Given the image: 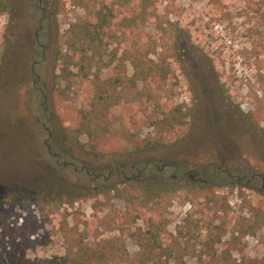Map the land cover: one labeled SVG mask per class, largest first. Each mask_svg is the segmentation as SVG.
<instances>
[{
  "label": "rangeland",
  "instance_id": "374dc122",
  "mask_svg": "<svg viewBox=\"0 0 264 264\" xmlns=\"http://www.w3.org/2000/svg\"><path fill=\"white\" fill-rule=\"evenodd\" d=\"M10 1L0 264H264V0H153L95 54L96 0Z\"/></svg>",
  "mask_w": 264,
  "mask_h": 264
},
{
  "label": "trees",
  "instance_id": "16d2710c",
  "mask_svg": "<svg viewBox=\"0 0 264 264\" xmlns=\"http://www.w3.org/2000/svg\"><path fill=\"white\" fill-rule=\"evenodd\" d=\"M99 2V11L97 14V20L95 23H88L78 27L77 36L84 43L91 45L93 47V54L97 51H100L101 48L104 47L110 40L119 36L122 38L124 42L128 45L134 41L133 45L136 46L137 41H135V31L139 27L140 24L147 23L148 19L151 16V8L154 4L153 0H96V3ZM13 9L12 2L10 0H0V14L6 12H10ZM178 34H183L184 31L177 28ZM12 52L8 51L6 54L3 63L1 64L2 68V76H7L9 65L12 61ZM65 58L73 60L75 57L71 55H66ZM56 70L65 71V60L59 59L56 62ZM5 83V81H2ZM207 107H203L200 105V108L196 109L197 113L200 114L203 109ZM46 111L44 112V114ZM198 117V116H197ZM163 153V154H162ZM160 153L159 150H148L141 153L138 156H133L131 161H135L137 163H147L144 164V169H150V163L154 162L158 157V154H161L162 158L165 159L169 154L164 153L162 151ZM166 154V155H165ZM134 157H137L134 159ZM169 157V156H168ZM129 157L127 155L122 156V162L117 164L122 166ZM158 173L155 171V175L145 180L144 188L145 194L148 198L150 197H160L163 193H171L179 190L180 184H178L175 180H165L163 178L160 181L157 177ZM142 184V185H144ZM154 191H156L154 193Z\"/></svg>",
  "mask_w": 264,
  "mask_h": 264
},
{
  "label": "flooded vegetation",
  "instance_id": "af4514ba",
  "mask_svg": "<svg viewBox=\"0 0 264 264\" xmlns=\"http://www.w3.org/2000/svg\"><path fill=\"white\" fill-rule=\"evenodd\" d=\"M32 1H36V0H32ZM41 23L43 24V21H41ZM44 29V27L41 25V27H40V29L37 31V33H36V38H37V40H40V37H41V31ZM36 64H37V62L34 64V66H36ZM33 66V67H34ZM255 178V177H254ZM263 186H264V184H263Z\"/></svg>",
  "mask_w": 264,
  "mask_h": 264
}]
</instances>
